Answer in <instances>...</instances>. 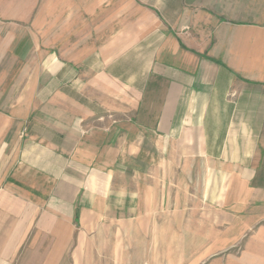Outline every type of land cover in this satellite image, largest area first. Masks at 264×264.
<instances>
[{
    "label": "crops",
    "instance_id": "obj_1",
    "mask_svg": "<svg viewBox=\"0 0 264 264\" xmlns=\"http://www.w3.org/2000/svg\"><path fill=\"white\" fill-rule=\"evenodd\" d=\"M40 1L42 13L37 0H0V19H42L46 0ZM104 1L117 3L111 18L127 20L116 30L109 26L96 47L92 39L80 49L88 52L70 55L95 73L86 101L62 85V74L30 95L24 71L22 98L7 101L14 88L2 82H13L14 69L5 55L15 49V33L28 28L15 31L0 21V110L6 118L0 129L13 122L22 127L11 139L0 130V189L23 192L20 187L37 186L39 178L42 185L53 182L68 159V182L85 179L87 211L101 210L104 218L114 210L124 225L149 220L156 235L159 227L173 225L175 211L185 217L206 202L243 203L246 209L263 204L264 0ZM61 94L79 105L64 109ZM111 115L115 121L106 119ZM80 117L96 129L83 136ZM79 162L88 170H79ZM75 191L60 196V204L77 200ZM4 235L8 249L0 264L15 247ZM24 239L20 235L19 242Z\"/></svg>",
    "mask_w": 264,
    "mask_h": 264
},
{
    "label": "rangeland",
    "instance_id": "obj_2",
    "mask_svg": "<svg viewBox=\"0 0 264 264\" xmlns=\"http://www.w3.org/2000/svg\"><path fill=\"white\" fill-rule=\"evenodd\" d=\"M42 3L37 0L40 13ZM45 3L46 15L42 19L37 15L26 21L0 19L6 25L13 24L15 31H20L22 26L28 28V33L25 30L18 36L15 33V49L5 55L8 65L13 64L14 69L13 82H2L14 88V97H8L7 101L15 104L22 98L21 88L28 84L22 80L23 71L30 75V95H36L39 84H53V77L62 74V85L86 101V85L95 73L90 66L76 63L79 59L72 62L74 57L70 55L88 52L80 49L93 40L100 42L109 34L108 30L113 29L109 26L113 25L116 30L118 21L127 18L120 14V18L109 16L117 9L114 1L100 0L91 4L84 0H46ZM57 13L62 14V20L56 21ZM104 14L108 17H103ZM95 41L93 47L99 43ZM76 42L80 44L76 46L79 50L72 47ZM54 61L61 65L54 68ZM52 98L53 95L46 101ZM61 99L64 109L79 105V101L68 95L61 94ZM34 107L37 108H31ZM1 110L3 125L6 118ZM100 118L95 122L106 123ZM106 119L116 120L114 115ZM78 120L83 136L96 129L85 126L87 117ZM6 127L0 129L2 138L20 136L22 127L18 128L15 122ZM65 160L60 165L61 173L56 179L52 178L53 182L42 185L38 175V185L20 187L23 192L0 189V253L8 249L2 242L4 234L13 237L15 246L12 257L3 264H264V203L246 209L243 203L215 206L206 202L204 210H187L185 217L175 211L173 225L159 227L156 235L151 232L155 227L149 226V220L143 225L133 222L124 225L117 222L119 215L114 210L104 218L101 210L97 214L87 211L85 179L76 182L74 178L68 182L67 176L72 174L70 161ZM87 165L92 167L91 162ZM113 166L118 169L120 163L115 161ZM78 169L88 170L84 162H79ZM116 179L113 178L114 185ZM69 189L78 191V199L60 204V196H71L67 194ZM233 195L232 199L239 198L238 194ZM57 205L61 206L54 208ZM170 229L172 234L166 236ZM20 235L23 239L26 236L22 242H19Z\"/></svg>",
    "mask_w": 264,
    "mask_h": 264
}]
</instances>
